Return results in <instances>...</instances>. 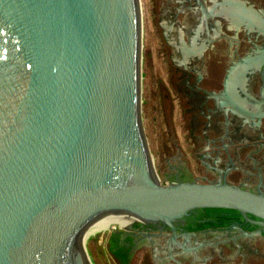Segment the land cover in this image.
I'll list each match as a JSON object with an SVG mask.
<instances>
[{
  "label": "water",
  "instance_id": "water-1",
  "mask_svg": "<svg viewBox=\"0 0 264 264\" xmlns=\"http://www.w3.org/2000/svg\"><path fill=\"white\" fill-rule=\"evenodd\" d=\"M264 219L226 181H160L141 118L140 0H0V264H87L101 220Z\"/></svg>",
  "mask_w": 264,
  "mask_h": 264
},
{
  "label": "flooded vegetation",
  "instance_id": "flooded-vegetation-1",
  "mask_svg": "<svg viewBox=\"0 0 264 264\" xmlns=\"http://www.w3.org/2000/svg\"><path fill=\"white\" fill-rule=\"evenodd\" d=\"M140 8L141 87L146 77L169 132L160 181L221 180L264 196V0ZM173 225L132 218L98 241L116 264H264L260 217L198 208Z\"/></svg>",
  "mask_w": 264,
  "mask_h": 264
},
{
  "label": "rangeland",
  "instance_id": "rangeland-1",
  "mask_svg": "<svg viewBox=\"0 0 264 264\" xmlns=\"http://www.w3.org/2000/svg\"><path fill=\"white\" fill-rule=\"evenodd\" d=\"M148 83L149 80L146 77L143 78V85L141 87V118L149 151L156 164L157 155H162L163 149L168 144L169 132L167 122L162 117L161 112L155 107L156 103L151 99V92L146 87ZM154 166L157 169V166ZM110 225H113V223ZM99 230L85 242L84 252L86 262L87 264H116L110 257L105 245L99 243ZM87 236L85 235L83 240Z\"/></svg>",
  "mask_w": 264,
  "mask_h": 264
},
{
  "label": "bare ground",
  "instance_id": "bare-ground-1",
  "mask_svg": "<svg viewBox=\"0 0 264 264\" xmlns=\"http://www.w3.org/2000/svg\"><path fill=\"white\" fill-rule=\"evenodd\" d=\"M111 223H118L119 225L125 224V222L111 221V220L97 221V222H95L94 224L90 225L89 227H87L85 229V231H84V233L82 235V238H84L85 235H89V234L95 233L99 229L102 230V228H107Z\"/></svg>",
  "mask_w": 264,
  "mask_h": 264
},
{
  "label": "trees",
  "instance_id": "trees-1",
  "mask_svg": "<svg viewBox=\"0 0 264 264\" xmlns=\"http://www.w3.org/2000/svg\"><path fill=\"white\" fill-rule=\"evenodd\" d=\"M123 262H125V260L123 259V257L121 258Z\"/></svg>",
  "mask_w": 264,
  "mask_h": 264
}]
</instances>
